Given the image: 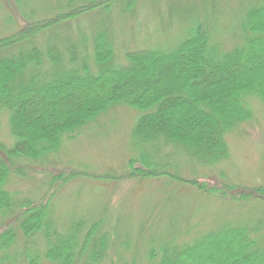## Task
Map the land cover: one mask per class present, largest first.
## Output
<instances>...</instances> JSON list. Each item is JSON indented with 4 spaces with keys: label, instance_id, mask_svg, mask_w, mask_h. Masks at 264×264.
Wrapping results in <instances>:
<instances>
[{
    "label": "rangeland",
    "instance_id": "374dc122",
    "mask_svg": "<svg viewBox=\"0 0 264 264\" xmlns=\"http://www.w3.org/2000/svg\"><path fill=\"white\" fill-rule=\"evenodd\" d=\"M84 1L0 0V37ZM261 5L264 0H116L108 9L81 15L41 33L33 44L43 52L44 63L26 72L25 82L34 80L40 86L70 72L97 75L94 40L98 35H104L112 48L113 58L107 66L110 69L127 66L126 54L130 52H173L199 26L205 28L210 45L223 54L243 45L246 15ZM46 50L61 63L50 65ZM244 106L251 117L225 136L226 156L206 163L187 154L179 144L162 140L140 144L133 129L148 111L125 103L112 104L72 135H63L55 151L36 161H15L24 168L26 177L8 174L4 190L10 194L14 208L0 214V226L16 215L21 202H36L56 171L74 169L121 177L127 174L130 159L144 158L163 175L118 180L79 176L62 186L50 207L54 241L73 236L80 244L101 218V228L89 243L94 247L103 242V259L98 264H160L167 254L193 245L223 226L246 227L258 240L264 236L263 201L218 199L187 183L198 179L249 187L264 185V102L250 96L245 98ZM11 137L8 113L3 111L0 145L11 148ZM16 231L14 246L0 251V264H24L25 250L39 264H49L44 239L37 237L26 246L20 231ZM224 245L200 254L201 259L192 258L191 264H220L226 251H234ZM89 251L96 253L94 249Z\"/></svg>",
    "mask_w": 264,
    "mask_h": 264
},
{
    "label": "trees",
    "instance_id": "16d2710c",
    "mask_svg": "<svg viewBox=\"0 0 264 264\" xmlns=\"http://www.w3.org/2000/svg\"><path fill=\"white\" fill-rule=\"evenodd\" d=\"M115 1L86 0L78 6L68 5L53 16L0 37V113H8L14 140L9 149L0 145V214L14 208L10 194L4 190L8 174L26 177L16 160L36 161L55 151L63 135H72L112 104L125 103L148 111L139 117L133 129L140 144L158 140L179 144L202 162L215 163L227 154L225 136L251 117L244 106L245 98L257 96L264 102V5L247 13L243 45L223 54L210 45L205 28L199 26L173 52H130L126 54L127 66L110 69L107 66L113 58L112 48L104 35H98L94 40L97 75L70 72L54 76L40 86L34 80L25 82V73L44 63L43 52L33 44L41 33L81 15L108 9ZM13 48L19 50L6 54ZM2 52L10 56L1 55ZM46 52L50 65L56 67L61 63L52 51ZM4 150L8 151L3 155ZM127 168V174L121 177L91 175L74 169L56 171L36 202H21L16 215L0 226V251L14 246L18 229L26 246L37 237L44 239L49 264H98L103 259V242L94 247L89 243L103 220L100 218L89 228L80 244L73 236L54 241L49 219L51 202L62 186L79 176L118 180L163 175L144 158L130 159ZM187 183L218 199L264 202V185L249 187L198 179ZM252 235L246 227L223 226L193 245L167 254L160 264H191L192 258L219 244L234 248L225 252L220 264H264V236L257 240ZM98 247L100 250H96ZM22 256L24 264H39L27 250Z\"/></svg>",
    "mask_w": 264,
    "mask_h": 264
}]
</instances>
